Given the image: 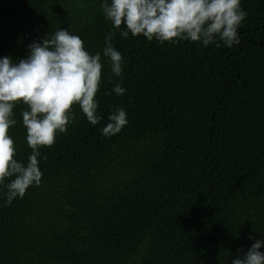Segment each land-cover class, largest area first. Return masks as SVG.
I'll use <instances>...</instances> for the list:
<instances>
[{"label":"trees","instance_id":"1","mask_svg":"<svg viewBox=\"0 0 264 264\" xmlns=\"http://www.w3.org/2000/svg\"><path fill=\"white\" fill-rule=\"evenodd\" d=\"M99 4L0 0V56L24 58L60 27L89 54L111 31L123 59L116 78L101 56L100 122L72 105L65 133L39 149V184L7 205L0 186V264H229L264 237V0H240L232 47L122 38ZM117 106L126 125L101 135ZM23 110L7 134L26 163Z\"/></svg>","mask_w":264,"mask_h":264},{"label":"clouds","instance_id":"2","mask_svg":"<svg viewBox=\"0 0 264 264\" xmlns=\"http://www.w3.org/2000/svg\"><path fill=\"white\" fill-rule=\"evenodd\" d=\"M99 6L122 38L141 35L149 42L172 44L187 40L201 47L238 44V29L247 16L240 0H100ZM111 40L110 31L103 49L89 54L79 36L57 27L50 38L45 35L29 43L26 57L14 62L10 55L0 56V186L5 205L39 184V149L51 146L57 133H65L75 116L72 105H78L91 125L100 122L95 96L101 83V56L107 58L112 76L120 78L123 70L122 56ZM111 91L120 96L125 89L116 82ZM18 102L26 106L20 113L25 142L31 149L26 163L13 158L15 148L7 134L16 123L12 110ZM126 123L127 113L117 106L100 133L114 135ZM248 239L253 240L251 246L246 251L237 249L229 264H264V251H260L264 237L249 235Z\"/></svg>","mask_w":264,"mask_h":264}]
</instances>
